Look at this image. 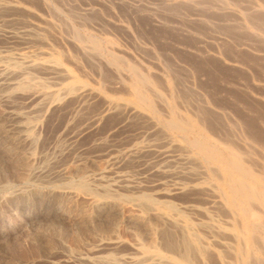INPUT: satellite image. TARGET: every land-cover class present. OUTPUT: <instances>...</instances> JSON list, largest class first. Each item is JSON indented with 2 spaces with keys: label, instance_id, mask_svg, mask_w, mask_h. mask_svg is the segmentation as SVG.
I'll list each match as a JSON object with an SVG mask.
<instances>
[{
  "label": "rangeland",
  "instance_id": "obj_1",
  "mask_svg": "<svg viewBox=\"0 0 264 264\" xmlns=\"http://www.w3.org/2000/svg\"><path fill=\"white\" fill-rule=\"evenodd\" d=\"M233 154L264 179V0H0V264L180 260L155 212L193 264H264Z\"/></svg>",
  "mask_w": 264,
  "mask_h": 264
},
{
  "label": "bare ground",
  "instance_id": "obj_2",
  "mask_svg": "<svg viewBox=\"0 0 264 264\" xmlns=\"http://www.w3.org/2000/svg\"><path fill=\"white\" fill-rule=\"evenodd\" d=\"M171 123H172V125L174 127L178 128L180 130H183V127L178 122H175V121L172 120ZM28 136H29V134H28ZM193 142H194V145L200 151L205 152L210 158L215 159V157L217 156L216 155V150L209 149L208 146L205 145L201 141L197 142V141L194 140ZM231 161L236 166L237 170L241 171L243 175L244 174H250L251 175L250 171H248V169L237 158L236 154L231 155ZM251 176L253 177L252 180L255 182L256 186L246 187L245 185H243L241 178H236V177H233V176H232L233 178L231 177L232 179H231V182H230L231 183L230 186L232 188V191L234 192V195L239 196L238 199H236L237 197L236 198L234 197L232 199V201L235 204L239 203V209L242 211L243 215H246L249 212L248 210H250L247 207L248 203L253 202V201H257V203L258 202L264 203V179L262 177L258 176V175L257 176L256 175H251ZM236 185L238 187H240L241 189L240 190L239 189H234V187H236ZM98 201H96V202L99 203ZM228 202L229 201L226 200V202H224V203L229 204ZM155 215L160 220L164 221L165 223H169V224L177 227L185 235V239L183 240V246L184 247H183V250H182V253H181V259L180 260H174L170 264H193V262L191 261L192 255L198 256V254H200V255L204 254L203 253L204 248L199 246L198 236L196 234L190 232V230L192 229V224L191 223H189L185 219L184 220L181 219L183 223H179L176 219L171 220V219L167 218L164 213L155 212ZM254 227L256 229H258V228L261 227V224L259 222L255 223ZM233 235H234V237L238 238L237 240H239L240 238L241 239L245 238V235H244L243 232H236V233H233ZM141 254L144 257L148 256V257H151V258L153 257L155 259L158 258L160 260L165 257L164 255H162V253L156 252V251L155 252L153 251V253L151 255H149L150 253H147V251L145 250V251L141 252ZM242 261H243L242 264H245L244 262H246V258L242 259Z\"/></svg>",
  "mask_w": 264,
  "mask_h": 264
}]
</instances>
